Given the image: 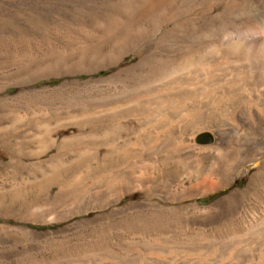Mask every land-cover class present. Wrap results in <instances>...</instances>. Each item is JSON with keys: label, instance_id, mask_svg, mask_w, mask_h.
Returning a JSON list of instances; mask_svg holds the SVG:
<instances>
[{"label": "rangeland", "instance_id": "374dc122", "mask_svg": "<svg viewBox=\"0 0 264 264\" xmlns=\"http://www.w3.org/2000/svg\"><path fill=\"white\" fill-rule=\"evenodd\" d=\"M136 1L0 0V264H264V0Z\"/></svg>", "mask_w": 264, "mask_h": 264}, {"label": "bare ground", "instance_id": "6f19581e", "mask_svg": "<svg viewBox=\"0 0 264 264\" xmlns=\"http://www.w3.org/2000/svg\"><path fill=\"white\" fill-rule=\"evenodd\" d=\"M214 0H181L180 2H176V0H137L135 3H134V5L132 6V7H135V8H137L136 10H137V12L135 13V15H134V17H132V18H127V17H125V18H119V17H116L115 19H114V21H111V23H110V25H111V29L109 30V32H108V34L106 33L105 34V37L104 38H99L98 39V41L94 44L95 46H97V45H99L100 43H102V42H111L112 44L114 43H116V42H119L120 40H123L124 41V39L126 40V39H128V37L130 36V34L132 33V30H133V28H135V24H137V22L139 21H141V20H144L145 18H147L148 16H151V15H158L159 14V19H156V21H155V23L156 24H159V25H161V23H162V21H164L163 20V18L161 19V17H164V18H168L171 22H172V20H175L176 21V19H178V18H183V17H186V18H184L185 20V22H188V23H190V24H192V17H191V13L193 12L191 9H193V7L194 6H196L197 4H200L199 5V7L201 6L202 7V5H209L210 3L212 4V2H213ZM176 2V4L171 8V10H167L166 9V5L169 3V4H171V3H175ZM233 2H237V0H233ZM196 4V5H195ZM131 5V4H130ZM211 6V5H210ZM213 6V5H212ZM231 8H232V6H230ZM235 7V8H234ZM212 8V7H211ZM234 8V9H233ZM233 10H235V12H237L238 14H239V16H247L248 14V12H246V10L248 9L247 7H242V6H238V5H236V6H233ZM203 9V8H202ZM208 10H209V8H207ZM128 10V9H127ZM195 10V9H194ZM204 10V9H203ZM232 10V11H233ZM196 11H197V9H196ZM195 11V12H196ZM206 11V10H205ZM125 12V11H124ZM126 13V12H125ZM124 13V14H125ZM128 13V12H127ZM201 13H202V11H201ZM209 13V12H208ZM225 13V12H224ZM133 14V13H132ZM131 14V15H132ZM197 14V13H196ZM195 14V15H196ZM203 14V13H202ZM231 14H233V13H231ZM236 14V13H235ZM126 15V14H125ZM156 15V16H157ZM194 15V14H193ZM198 15V14H197ZM199 15H200V13H199ZM199 15H198V17H199ZM204 15H205V13H204ZM223 15V14H222ZM122 16V15H121ZM155 16V17H156ZM224 16V15H223ZM231 16V15H230ZM129 17H130V15H129ZM157 18V17H156ZM181 18V19H182ZM196 18V17H195ZM203 18V17H202ZM201 18V19H202ZM204 18L206 19V16H204ZM155 19V18H154ZM208 19H211L210 17H208ZM195 20V19H194ZM197 20V19H196ZM175 21H173V22H175ZM178 21H180V20H177L176 22H178ZM197 21H199V20H197ZM166 22V21H165ZM206 22V21H205ZM246 23V22H245ZM205 24V23H204ZM207 24V23H206ZM243 24V23H242ZM246 24H248V23H246ZM139 25H140V23H139ZM142 25V24H141ZM162 25H163V23H162ZM193 25V24H192ZM200 25H201V23H200ZM143 26V25H142ZM248 26V25H247ZM251 26V25H250ZM173 27V26H172ZM252 27H254V26H252ZM190 28V27H189ZM221 28V27H220ZM136 29V28H135ZM175 29V28H174ZM173 29V30H174ZM254 29H257V28H255L254 27ZM137 31V30H136ZM142 31H143V27H142ZM157 31V30H156ZM254 31H256V30H254ZM144 32L146 33V31L144 30ZM139 33H140V30H139ZM143 33V32H142ZM148 33V32H147ZM159 33V32H158ZM168 33V32H167ZM173 33V32H172ZM171 33V34H172ZM175 34V33H174ZM141 35H143V34H141L140 33V36ZM137 36V35H136ZM132 37H133V35H132ZM176 37V36H175ZM178 37V36H177ZM140 38H142V36L140 37ZM257 42H258V40H257ZM256 42V43H257ZM110 43V44H111ZM113 44V45H114ZM255 44V43H254ZM253 44V45H254ZM259 43H257V46L260 48V46L258 45ZM118 45H120V44H118ZM235 46V45H234ZM256 46V47H257ZM232 49V48H231ZM230 49V50H231ZM229 50V51H230ZM232 51V50H231ZM227 52V51H226ZM236 52V51H235ZM211 53V52H210ZM238 53V52H237ZM255 53H257L256 51H255ZM252 54H254V52H252L250 55H249V57L251 56V58L253 57L252 56ZM258 54V53H257ZM259 54H261V53H259ZM264 54V53H263ZM262 55V54H261ZM254 56H256V55H254ZM239 57V56H238ZM197 58V57H196ZM195 58V59H196ZM231 58V57H230ZM236 58H237V56H236ZM251 58H249V59H251ZM255 58V57H254ZM262 58V57H261ZM246 59V58H245ZM253 59V58H252ZM252 59H251V61H252ZM190 60V59H189ZM200 61V60H199ZM250 61V60H249ZM258 61V60H257ZM188 62V61H187ZM192 62H193V60H190L186 65L187 66H190L191 64H192ZM203 62V61H202ZM262 62V61H261ZM199 63H201V62H199ZM186 67V66H185ZM184 68V67H183ZM210 68H211V64L210 63H208V64H200V66H198L196 69L197 70H199L204 76L205 75H208L207 73L209 72V70H210ZM212 68H213V66H212ZM176 69H178V67L176 68ZM182 69V68H181ZM173 71H175V70H173ZM172 71V72H173ZM212 71V70H211ZM256 71V70H255ZM246 72H248V71H246ZM251 72V71H250ZM217 73H220V72H217ZM242 73V72H241ZM241 73H237V77H235V80H230L229 79V81L227 80H225L226 82V84H227V82L228 83H234V81H239L240 82V80H243V76L244 75H242ZM245 74V73H244ZM257 74V73H256ZM176 75V74H175ZM174 75V76H175ZM258 76H259V74H257ZM256 75V77H258ZM260 75H261V73H260ZM191 76V75H190ZM208 77V76H207ZM232 77V76H231ZM230 77V78H231ZM249 77V76H248ZM252 77H253V74H252ZM252 77H251V79H252ZM255 77V78H256ZM189 78V80L190 79H192V77H188ZM209 78V77H208ZM212 78V77H211ZM229 78V77H228ZM245 78H247L246 76H245ZM244 78V79H245ZM250 79V80H251ZM261 79V78H260ZM257 80L256 81V83L258 82L261 86H260V88L261 87H264L263 85H264V80L263 79H261V80ZM198 81V80H197ZM248 81V80H247ZM252 81V80H251ZM250 81V82H251ZM253 81H254V79H253ZM252 81V82H253ZM209 83V82H208ZM236 83V82H235ZM254 83V82H253ZM257 83V84H258ZM263 84V85H262ZM215 85V84H214ZM225 85V84H224ZM255 85V84H254ZM211 84L209 85V88H208V90H206V98L207 97H216L217 99H219L220 98V96L221 95H219V93H221V92H219V89H218V87H215V86H211ZM217 86V85H216ZM231 86V85H230ZM180 87V86H179ZM221 87H223V86H221ZM228 87V86H227ZM206 89V88H205ZM217 89H218V91H217ZM221 90H222V88H220ZM256 89V88H255ZM257 89H259V87L257 88ZM261 90V89H260ZM259 90V91H260ZM263 90V89H262ZM257 92V91H256ZM185 93V92H184ZM212 94H214V95H212ZM217 94V95H216ZM260 94V93H259ZM263 93H261V95H262ZM224 95V94H223ZM258 95V94H257ZM192 96V95H191ZM226 96V95H225ZM222 97H224V96H222ZM222 97L220 98V99H222ZM186 99V101L187 100H190L188 97H183V98H178V99H174L175 101V103H178V104H180L183 100H185ZM192 99V98H191ZM167 103H168V101H167ZM209 104V103H208ZM167 106H169V105H167ZM176 107V106H175ZM170 109H171V107H170ZM176 109V108H175ZM165 111V110H164ZM171 112V111H170ZM166 113H164V115L162 116V118L166 121H168V117L165 115ZM169 121H170V119H169ZM170 123H171V121H170ZM169 124V123H168ZM166 127V126H165ZM168 129V128H167ZM257 161V164H259L260 165V160H256ZM262 165V164H261ZM229 176V175H228ZM232 197H234L233 196V194H231V195H228V196H226V197H224V198H222L221 200H220V202H219V205H222L223 206V209L226 211H231V207L233 206V200L235 201V199H233ZM236 204V203H235ZM234 207V206H233ZM234 209V208H233ZM232 209V210H233ZM257 225V224H256ZM260 228V227H259ZM255 232V231H254ZM253 233V232H252ZM199 255V254H198ZM230 255V254H229Z\"/></svg>", "mask_w": 264, "mask_h": 264}]
</instances>
